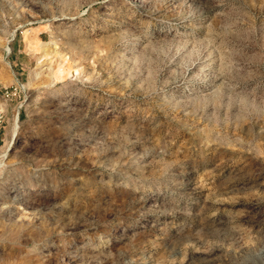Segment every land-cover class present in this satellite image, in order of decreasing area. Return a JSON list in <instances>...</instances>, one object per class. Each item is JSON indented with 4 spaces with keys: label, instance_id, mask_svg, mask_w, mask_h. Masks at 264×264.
<instances>
[{
    "label": "rangeland",
    "instance_id": "rangeland-1",
    "mask_svg": "<svg viewBox=\"0 0 264 264\" xmlns=\"http://www.w3.org/2000/svg\"><path fill=\"white\" fill-rule=\"evenodd\" d=\"M10 139L0 264H264V0H0Z\"/></svg>",
    "mask_w": 264,
    "mask_h": 264
},
{
    "label": "bare ground",
    "instance_id": "bare-ground-1",
    "mask_svg": "<svg viewBox=\"0 0 264 264\" xmlns=\"http://www.w3.org/2000/svg\"><path fill=\"white\" fill-rule=\"evenodd\" d=\"M58 69L61 70V72L63 71L62 68H60V67ZM17 126H18V120L15 116L14 122H13V130L11 131L12 132L11 135H14V133H16ZM10 144H11V139L8 140V142L6 143L5 150L0 153V165L2 164V160L6 157L7 150L9 148Z\"/></svg>",
    "mask_w": 264,
    "mask_h": 264
}]
</instances>
